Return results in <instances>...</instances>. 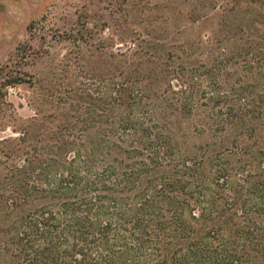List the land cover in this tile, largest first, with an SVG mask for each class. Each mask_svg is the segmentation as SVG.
<instances>
[{
	"label": "rangeland",
	"instance_id": "obj_1",
	"mask_svg": "<svg viewBox=\"0 0 264 264\" xmlns=\"http://www.w3.org/2000/svg\"><path fill=\"white\" fill-rule=\"evenodd\" d=\"M120 93L141 98L143 127L167 135L171 162H196L210 181L219 170L206 193L221 220L238 211L235 227L240 208L264 201V0H0V264L12 262L5 230L32 209L11 207L7 186L27 131L87 111L99 115L91 132L116 127L128 108L107 110V100ZM162 174L171 167L139 188ZM212 225L199 223L192 239Z\"/></svg>",
	"mask_w": 264,
	"mask_h": 264
},
{
	"label": "trees",
	"instance_id": "obj_2",
	"mask_svg": "<svg viewBox=\"0 0 264 264\" xmlns=\"http://www.w3.org/2000/svg\"><path fill=\"white\" fill-rule=\"evenodd\" d=\"M136 97L109 96L107 110L125 106L129 112L112 118L116 127L91 132L99 115L87 111L74 123L27 131V156L12 166L7 186L11 207L32 209L5 230L10 264H264V219L247 218L264 214V201H257L262 197L255 207L239 209L243 222L235 227L228 222L238 211L221 220L209 208L217 196L206 193L218 186L219 170L207 182L196 162L166 158L168 137L143 127ZM163 166L172 174L151 176L139 188L140 178ZM204 222L213 223L210 230L192 239Z\"/></svg>",
	"mask_w": 264,
	"mask_h": 264
}]
</instances>
